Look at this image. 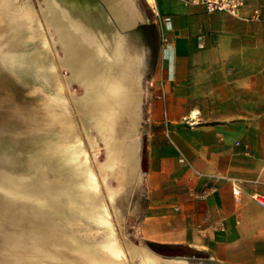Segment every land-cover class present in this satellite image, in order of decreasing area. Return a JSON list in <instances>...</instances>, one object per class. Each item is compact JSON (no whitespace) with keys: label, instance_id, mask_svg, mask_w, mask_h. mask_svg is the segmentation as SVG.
Returning a JSON list of instances; mask_svg holds the SVG:
<instances>
[{"label":"rangeland","instance_id":"1","mask_svg":"<svg viewBox=\"0 0 264 264\" xmlns=\"http://www.w3.org/2000/svg\"><path fill=\"white\" fill-rule=\"evenodd\" d=\"M86 1L0 0V264H208L140 232L152 110L141 60L157 38L124 41ZM124 3L106 0L122 30L134 23ZM81 45L130 57L125 105L70 61Z\"/></svg>","mask_w":264,"mask_h":264},{"label":"crops","instance_id":"2","mask_svg":"<svg viewBox=\"0 0 264 264\" xmlns=\"http://www.w3.org/2000/svg\"><path fill=\"white\" fill-rule=\"evenodd\" d=\"M122 2L134 13L123 30L106 0L85 6L124 41L158 42L141 60L148 66L140 79L154 85L141 234L195 249L208 264H264V208L252 199L264 196V22L210 15L183 0H156L158 19L143 0ZM255 9L264 17V0L241 16ZM161 86L165 102L157 99ZM231 181L241 185V204Z\"/></svg>","mask_w":264,"mask_h":264},{"label":"bare ground","instance_id":"3","mask_svg":"<svg viewBox=\"0 0 264 264\" xmlns=\"http://www.w3.org/2000/svg\"><path fill=\"white\" fill-rule=\"evenodd\" d=\"M73 51H74L73 56L69 58L74 66H77L80 62L83 61L85 62L86 67L92 68L100 76L104 99L106 101L114 99L125 105L127 101V98L125 96H127L126 86H127L128 75L130 70L129 64L131 63L130 57H126L124 54L121 53L118 55V58L116 60L117 62L114 63V60L110 56L105 55L104 53H102V51L99 48L94 46L87 47L81 45L79 46V48H76ZM144 163H145V158H143L142 160V166ZM152 246L154 247L152 249L160 253L161 255L171 254L175 257H178L179 255H181V251H182L179 249L177 251V250H168L165 249L164 247H162L161 249L159 247H155L154 245Z\"/></svg>","mask_w":264,"mask_h":264},{"label":"built area","instance_id":"4","mask_svg":"<svg viewBox=\"0 0 264 264\" xmlns=\"http://www.w3.org/2000/svg\"><path fill=\"white\" fill-rule=\"evenodd\" d=\"M252 0H183V4L185 6H196V7H202L207 14H217V13H225L227 15H230L234 18H242L246 19L250 22H264V17L262 14V11L260 9H255L253 11V14L249 18H243L241 16L242 11L250 4ZM147 5H149L152 13L154 16H156L158 19L160 18L158 5H156V0H145ZM164 43L167 42V40H163ZM148 86L151 89V96L152 92L154 90V85L151 81H148ZM157 99H159L162 102H165L166 99V92L164 87H160L158 89ZM233 184V195L234 198L237 200L239 204L242 203V189L240 183L237 181H231ZM252 199L256 202L257 205L264 208V196L260 194H255L252 196Z\"/></svg>","mask_w":264,"mask_h":264}]
</instances>
